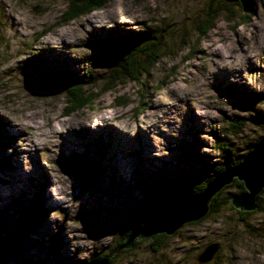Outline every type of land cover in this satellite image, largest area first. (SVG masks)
Wrapping results in <instances>:
<instances>
[{
	"label": "rangeland",
	"instance_id": "1",
	"mask_svg": "<svg viewBox=\"0 0 264 264\" xmlns=\"http://www.w3.org/2000/svg\"><path fill=\"white\" fill-rule=\"evenodd\" d=\"M66 3L0 0V221L11 253L4 264H84L104 255L159 200L185 191L189 176L206 181L210 166L240 160L264 135L250 121L264 116V0L228 8L221 0H111L63 23ZM209 3L220 13L199 39L196 26ZM156 28L178 43L148 78L109 87L104 71L87 63L99 41ZM85 69L104 75L91 90L95 99L65 114L56 79ZM96 113L116 117L82 142L54 129L87 123ZM231 119L245 121L238 135L230 133L237 126ZM10 122L29 126L27 142ZM123 136L130 138L127 148ZM215 139L231 151L221 153ZM69 157L89 158L97 181L82 189L65 171L74 167ZM121 163L127 181L116 168ZM231 184L223 196L236 194ZM257 197L264 199V189ZM32 200L38 221L25 216ZM220 208L183 225L160 251H152L147 237L118 253L114 264H197L210 243L219 249L207 264H264V213L254 210L242 222L236 208Z\"/></svg>",
	"mask_w": 264,
	"mask_h": 264
},
{
	"label": "trees",
	"instance_id": "2",
	"mask_svg": "<svg viewBox=\"0 0 264 264\" xmlns=\"http://www.w3.org/2000/svg\"><path fill=\"white\" fill-rule=\"evenodd\" d=\"M110 1L111 0H67L65 11L62 17L63 23L77 20L80 17L86 16L96 10H103ZM242 3L243 0H240L238 4ZM223 6H226L227 8L230 7L229 4H223ZM219 11L220 10L217 8H211L210 3L208 4L207 8L204 10L203 17L199 18L198 24L196 26V32L198 34L197 37L199 39L203 38L207 34L208 30L212 27L214 21L217 19L220 13ZM167 36L168 33L164 29L160 30L159 28L158 30L156 28L152 31L136 36L131 35L130 37L126 38L120 37L115 39L110 38L107 40H101L99 41L98 52H93L92 55L89 56L87 63L95 68H99L104 71V75L110 79L107 80L109 87L113 85V82L124 83L125 80L140 82L143 78H148L151 75L155 66L163 58H165L167 54L172 51L170 49L172 47L175 48V44L178 43L177 39H175L174 41H168ZM168 42H170L169 46L164 45V43ZM104 75L98 77L89 69L83 70L82 74L63 73L59 75L57 77L58 79L56 80L64 91L65 105L67 110L65 114H70L82 110L85 107H90L95 99L91 94V90L96 85L99 78H102ZM162 86L163 85H159V87ZM229 93L233 95L232 91H230ZM250 121H252L251 123L253 125L262 128L264 131V116L252 117L250 118ZM229 122H235L237 124V126L231 124L232 129L230 128V133H232L233 135H238L243 125L245 124V121L236 122L234 119H231V121ZM214 144L218 148V150L221 151V153L222 151L227 153L231 151L224 143H222L221 140L215 139ZM249 150H251V147ZM244 155L245 154L240 156V160ZM67 159L74 164V167L65 169L66 173H72L75 175L80 165H86L87 167H90L95 174L99 173L97 171V168H94L92 164H87V161L89 159L87 157L77 158L78 161L74 160L72 157H69ZM240 160H234L225 167H220L219 164L210 166L209 174H211V177L207 178L206 181L197 182L198 180L196 178L189 176L187 179L188 188L185 190V192H190L193 194L201 192L204 189L206 183L209 182L214 175L222 172L227 168L235 166L240 162ZM231 185L236 188V194L244 191L243 183L241 181L233 179ZM162 188L163 186L160 185H157L156 187V189L160 190H162ZM230 197L231 196H223L222 190L219 191L210 201V209L208 214L212 213L216 215L222 213L221 211L223 208H220L222 206H224V208L233 210L229 202ZM165 201L166 200H159L158 204H162ZM33 202H35V200H32V203L27 202V204H25V206L27 205L26 209L29 212V214L26 213L25 216L27 218L31 217V220L33 221L36 218L38 221L40 219L37 217L38 215L36 216L35 214H31L33 212V209L35 208ZM147 211L145 212V214L147 213ZM233 211H236V213L239 214L240 220L242 222H245L247 220V216L250 214V212H252L241 211L238 209H235ZM256 211L264 213V199L260 197H257L256 199ZM146 216L147 215H145L137 224H141ZM200 222L201 221L199 220L197 222L189 224L196 225ZM131 228L132 227H130V229L122 235L118 243L113 248L109 249V251L104 255L96 256L97 258L94 259L107 260V264H114L116 255L118 253H126L128 250L132 251L133 249H136L138 245L144 242L143 240H141L143 242L134 240L133 246L130 249H121V245L124 243L125 237L129 233ZM149 238L150 243L153 246L152 251L157 252L161 250L168 236L157 234Z\"/></svg>",
	"mask_w": 264,
	"mask_h": 264
},
{
	"label": "water",
	"instance_id": "3",
	"mask_svg": "<svg viewBox=\"0 0 264 264\" xmlns=\"http://www.w3.org/2000/svg\"><path fill=\"white\" fill-rule=\"evenodd\" d=\"M221 1L233 4L240 0ZM75 175L82 189L97 181L94 171L86 165H80ZM233 179L243 183L244 191L229 198L231 206L246 212L256 210L257 195L264 189V135L255 142L238 164L214 175L201 192L193 194L184 191L151 208L144 221L131 228L121 249L130 248L134 240L141 241L157 234L170 236L183 225L201 220L209 212L211 199L223 187L231 184ZM4 235V225L0 222V264H4L11 256L2 243ZM218 249L217 243L207 244L195 257L196 263H209ZM84 264H107V260L91 259Z\"/></svg>",
	"mask_w": 264,
	"mask_h": 264
},
{
	"label": "bare ground",
	"instance_id": "4",
	"mask_svg": "<svg viewBox=\"0 0 264 264\" xmlns=\"http://www.w3.org/2000/svg\"><path fill=\"white\" fill-rule=\"evenodd\" d=\"M160 108V107H159ZM149 110H151V109H149ZM150 115H151V113H150ZM149 114L148 115H145V116H150ZM154 115V114H153ZM144 116V117H145ZM152 116V115H151ZM83 117V116H82ZM116 116L113 114V115H111L110 117H105L103 114H99V113H96L93 117H92V119H88V120H91V121H89V122H87V123H83V124H81V123H79L80 121H78V126H75V125H72V124H68V125H63V124H59L58 123V125H55L54 126V129H56V133H58V132H64V134H62L61 136H64V137H68V138H71V137H73L75 140H77L78 142H82L83 141V139H86L88 136H90V134H94V133H96V134H99L100 132H101V130H102V128H99V126L101 125H105V126H107V125H109V124H111V122H109V120H111V119H114ZM83 119H84V117H83ZM87 120V119H86ZM147 120V119H146ZM149 120V119H148ZM81 121H82V119H81ZM85 121V120H84ZM86 122V121H85ZM62 123V122H61ZM64 123V122H63ZM10 124L11 125H14L13 126V129L17 132L16 134H18V135H20V136H22L23 137V139H24V141L25 142H27V140H28V137H29V133L25 130L26 128H28L29 129V126L28 125H25L24 126V128L25 129H23L21 126H19V125H17L16 123L15 124H12L11 122H10ZM8 125H9V123H8ZM22 125V124H21ZM24 125V124H23ZM22 125V126H23ZM152 125H155L154 123L152 124ZM152 125H150V126H152ZM88 126H91L92 128H88ZM110 127V126H109ZM119 127V126H118ZM120 128V127H119ZM119 128H116L115 126H112V129L113 130H117V129H119ZM65 130V131H62V130ZM120 130H121V128H120ZM135 130V129H134ZM136 130H138V131H143V128H141V127H136ZM100 136V135H99ZM123 138H124V140H125V146H126V148L129 146V143H128V141H129V137H124L123 136ZM67 146V148H70L71 149V146H69L68 144H65L64 143V147H66ZM149 146H151V144H149V143H147V141H145L144 140V142H143V145H142V147L143 148H145L146 150L148 149V147ZM110 158H111V162L113 161V158H112V156H110ZM117 163V162H116ZM112 165H113V163H112ZM114 166H116L115 164H114ZM116 168H118V172L120 173V176H121V179L122 180H124V181H127V176H126V172H125V169H124V167H123V164L121 163V164H119L118 165V167L116 166ZM47 199H48V197H47ZM63 204V203H62ZM69 253V252H68Z\"/></svg>",
	"mask_w": 264,
	"mask_h": 264
}]
</instances>
